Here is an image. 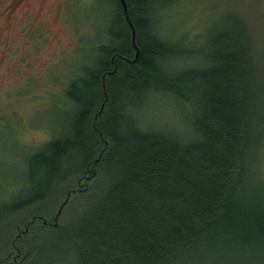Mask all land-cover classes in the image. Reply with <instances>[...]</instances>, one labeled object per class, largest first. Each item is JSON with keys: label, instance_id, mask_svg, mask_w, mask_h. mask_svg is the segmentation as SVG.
Here are the masks:
<instances>
[{"label": "trees", "instance_id": "obj_1", "mask_svg": "<svg viewBox=\"0 0 264 264\" xmlns=\"http://www.w3.org/2000/svg\"><path fill=\"white\" fill-rule=\"evenodd\" d=\"M161 1L125 0L134 47L121 0H103L114 9L100 62L70 83L66 133L29 160V190L8 210L36 208L0 264H35L58 239L50 264H264L256 29L231 12L213 37L180 46L158 30ZM194 54V67L173 68ZM156 92L188 107L193 136L143 128L136 112Z\"/></svg>", "mask_w": 264, "mask_h": 264}, {"label": "rangeland", "instance_id": "obj_2", "mask_svg": "<svg viewBox=\"0 0 264 264\" xmlns=\"http://www.w3.org/2000/svg\"><path fill=\"white\" fill-rule=\"evenodd\" d=\"M18 3L0 0V258L6 253L2 251L6 239L12 234L13 241L21 229L18 224L31 220L36 208L18 213L8 210L29 190V160L46 142L68 130L72 105L65 95L74 79L87 77L88 70L99 64L97 47L112 22L114 9L103 0H22L16 8ZM160 3L158 30L178 45L199 46L213 37L217 28L225 27L233 12L245 15L254 26L264 56V0ZM196 55L178 59L173 68L194 67ZM136 115L145 129L194 135L188 107L173 95L156 92L143 97ZM259 157L256 168L264 184V145ZM55 217L50 225L59 224ZM59 241L50 240L35 264H50Z\"/></svg>", "mask_w": 264, "mask_h": 264}, {"label": "water", "instance_id": "obj_3", "mask_svg": "<svg viewBox=\"0 0 264 264\" xmlns=\"http://www.w3.org/2000/svg\"><path fill=\"white\" fill-rule=\"evenodd\" d=\"M121 4H122V6L124 8V13H125V16H126V20H127V22L129 23V25H130V27L132 29V44L135 47V32H134L133 25H132V23L130 21L129 15H128V11H127V6H126L125 0H121ZM60 212H61V209L57 213V216L55 217L54 221H57L58 220V216H59Z\"/></svg>", "mask_w": 264, "mask_h": 264}, {"label": "flooded vegetation", "instance_id": "obj_4", "mask_svg": "<svg viewBox=\"0 0 264 264\" xmlns=\"http://www.w3.org/2000/svg\"><path fill=\"white\" fill-rule=\"evenodd\" d=\"M22 5V0H19V3L16 5V8L20 7Z\"/></svg>", "mask_w": 264, "mask_h": 264}]
</instances>
